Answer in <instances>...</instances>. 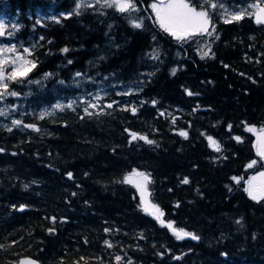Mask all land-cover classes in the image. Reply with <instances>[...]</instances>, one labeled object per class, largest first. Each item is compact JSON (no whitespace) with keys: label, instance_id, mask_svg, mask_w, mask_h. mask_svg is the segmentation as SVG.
I'll return each instance as SVG.
<instances>
[{"label":"trees","instance_id":"obj_1","mask_svg":"<svg viewBox=\"0 0 264 264\" xmlns=\"http://www.w3.org/2000/svg\"><path fill=\"white\" fill-rule=\"evenodd\" d=\"M153 1L0 0L1 42L35 64L7 80L20 116H0V264H264V198L244 186L264 165L248 130L264 129V23L215 8L208 31L177 39ZM134 170L197 239L142 204Z\"/></svg>","mask_w":264,"mask_h":264},{"label":"rangeland","instance_id":"obj_2","mask_svg":"<svg viewBox=\"0 0 264 264\" xmlns=\"http://www.w3.org/2000/svg\"><path fill=\"white\" fill-rule=\"evenodd\" d=\"M94 0H77V3L75 5V9L78 10L80 9L81 5H83L84 3H92ZM105 1V0H104ZM172 2H178V0H154L151 4V6L153 4H157L160 5L161 3L167 4V3H172ZM186 3L189 4L190 7L194 8L196 11H205L207 12V14H209L210 10L213 9H217L218 13L220 15V17H222L225 20H229L231 19V15L230 14H237V13H243V14H252L255 17V13L258 11V8H264V0H247L243 3H237L235 4L234 2H230V0H185ZM203 5H205V8H203ZM212 5H216L215 7H212ZM153 9V8H152ZM156 20L159 23V20L156 16L155 11L153 10ZM0 24H3L4 26L7 24L6 21L0 17ZM160 25V24H159ZM8 30H5L4 27V35H7ZM192 33L186 34L184 37H187L188 35H190ZM0 36V39L4 36ZM5 48H12L14 49V51H0V68L3 69L4 72V79L0 80V84H7V91H5L4 88L0 87V93H2V95H0V112H2L3 114L0 116H5L11 119H14L16 117H19L20 115H16V112L18 110H22V107L19 106L18 101L14 100L11 101L10 99L13 98L15 99L16 95H11V92H14L13 89L9 86V82L7 81V77L13 72L14 69H16L19 66V61L17 60V57L26 59L29 61V58L26 54V52L21 51L16 45H13L12 43H2L0 40V49H5ZM7 60L8 63H2V61ZM112 87V84L108 83V84H102L99 85L96 89L94 90H90L87 94H89L88 99L92 100V99H99L100 97L106 95L107 93H109L108 88ZM135 89V86L133 85H124L122 84L120 87H117L116 90L117 91H122L124 93H128L130 91H133ZM80 98H84V95L81 96ZM69 102H67L68 104ZM92 106L96 105V101H90ZM65 104V102L63 100H57L54 104L46 107V108H42L40 110V113H45V112H49L55 108H59L62 107ZM16 115V116H15ZM253 129L254 131H252L255 134V139H256V148L258 146V142L259 139L261 137L262 134V130H264L263 128L260 127H256V126H250L249 129ZM211 141V139H210ZM261 157V156H260ZM262 158V157H261ZM264 159V158H263ZM257 163V161L255 162V164ZM261 172H264V165L257 169L255 172L251 173L248 175V177L245 179V183L244 186L247 188L248 187V182L250 180H252L253 177H258L259 174ZM134 173H140L142 174V176H134ZM146 176L147 180L143 181L142 177ZM129 177H133V184L136 187V182H140L143 185V192L141 191L140 188L136 187L137 192L139 194L140 200L142 202V204L149 209L153 214L155 215H160L161 211L159 209V207L153 203L150 200L149 197V190H148V180H149V176L147 173L142 172L140 170H134L129 172L128 174H126L125 176V180L128 181ZM257 183H259V181H257ZM158 209V211H157Z\"/></svg>","mask_w":264,"mask_h":264},{"label":"snow or ice","instance_id":"obj_3","mask_svg":"<svg viewBox=\"0 0 264 264\" xmlns=\"http://www.w3.org/2000/svg\"><path fill=\"white\" fill-rule=\"evenodd\" d=\"M107 6H116L121 12L125 11L129 7H132L130 0H105ZM216 5H212L215 7ZM153 10L156 13V16L159 20L160 27L164 29V31L169 32L172 36L177 39H182L186 34L189 33H199L208 31V14L205 11H196L194 8L190 7L185 0H178V2L172 3H161L160 5L153 4ZM231 20H239L242 18L243 13L230 14ZM256 17L257 23H264V8H258V11L254 14ZM231 20H226L225 22H231ZM140 24H135L134 27L139 28ZM210 34V33H209ZM4 35V25L0 24V36ZM0 51H14L12 48L0 49ZM67 51V49H64ZM207 53H205L206 55ZM19 61V66L13 70V72L7 77V79H15L17 75H26L27 72L31 71L35 64L26 59L17 57ZM2 63H8L7 60L2 61ZM4 72L3 69L0 68V80H3ZM0 87L4 88L7 91V84H0ZM11 95H16L15 92H11ZM2 95V93H0ZM3 113L0 112V115ZM13 123H20L19 121H13ZM249 131H254L253 129H248ZM264 133V130H262ZM135 139V136H133ZM239 139V138H237ZM214 143V142H213ZM257 154L264 158V134L261 135L258 146H257ZM255 164V161L249 165L251 167ZM134 176H142L140 173H134ZM235 179V178H234ZM143 181L147 180L146 176L142 177ZM259 181V183H257ZM129 183H133V177H129ZM187 183V180L184 181ZM238 182V181H237ZM136 187L140 188L143 192V185L140 182H136ZM248 193L249 197L253 200H259L264 198V172H261L258 177H253L252 180L248 182V187L245 189ZM158 211V209H157ZM162 215V214H161ZM169 228H172V225H168ZM174 231L177 239H183L186 236H191L192 239H197L196 236L181 231ZM26 264H30V262H26Z\"/></svg>","mask_w":264,"mask_h":264},{"label":"water","instance_id":"obj_4","mask_svg":"<svg viewBox=\"0 0 264 264\" xmlns=\"http://www.w3.org/2000/svg\"><path fill=\"white\" fill-rule=\"evenodd\" d=\"M160 219H161L162 224H163L165 227H167L169 230H171L173 233H174L173 229H174L175 231H179V230L175 229L173 226H172V228H169V227H168L169 223H167V222L164 220V218H163V214H162V215L160 214ZM187 237H190V236H186V237H184V238H187ZM26 262H30V264H41L40 261H39L38 259H36V258H34V257H31V256H23V257L19 258L14 264H26ZM68 264H92V263H88V262H80V263H68Z\"/></svg>","mask_w":264,"mask_h":264}]
</instances>
